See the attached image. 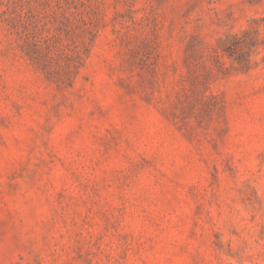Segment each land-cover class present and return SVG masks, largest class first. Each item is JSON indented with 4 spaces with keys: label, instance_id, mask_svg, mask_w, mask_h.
<instances>
[{
    "label": "rangeland",
    "instance_id": "1",
    "mask_svg": "<svg viewBox=\"0 0 264 264\" xmlns=\"http://www.w3.org/2000/svg\"><path fill=\"white\" fill-rule=\"evenodd\" d=\"M0 264H264V0H0Z\"/></svg>",
    "mask_w": 264,
    "mask_h": 264
}]
</instances>
